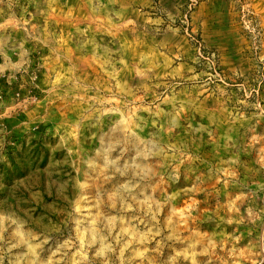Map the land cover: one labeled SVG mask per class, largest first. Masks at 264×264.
<instances>
[{
  "label": "rangeland",
  "instance_id": "rangeland-1",
  "mask_svg": "<svg viewBox=\"0 0 264 264\" xmlns=\"http://www.w3.org/2000/svg\"><path fill=\"white\" fill-rule=\"evenodd\" d=\"M0 264H264V0H0Z\"/></svg>",
  "mask_w": 264,
  "mask_h": 264
}]
</instances>
